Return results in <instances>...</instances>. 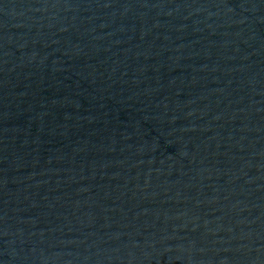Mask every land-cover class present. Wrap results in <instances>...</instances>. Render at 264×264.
Wrapping results in <instances>:
<instances>
[{"label":"water","instance_id":"obj_1","mask_svg":"<svg viewBox=\"0 0 264 264\" xmlns=\"http://www.w3.org/2000/svg\"><path fill=\"white\" fill-rule=\"evenodd\" d=\"M0 264H264V0H0Z\"/></svg>","mask_w":264,"mask_h":264}]
</instances>
